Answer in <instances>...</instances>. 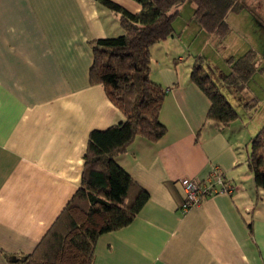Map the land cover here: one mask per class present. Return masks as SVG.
<instances>
[{"label": "crops", "instance_id": "0c3cea01", "mask_svg": "<svg viewBox=\"0 0 264 264\" xmlns=\"http://www.w3.org/2000/svg\"><path fill=\"white\" fill-rule=\"evenodd\" d=\"M109 1L140 11L131 0ZM121 33L118 15L95 0H0L4 252L35 249L79 186L89 133L123 121L103 87L88 81L89 42ZM150 79L169 89L160 113L167 132L156 143L135 139L116 158L149 199L128 226L99 237L93 264H264V191L240 164L238 124L205 121L209 101L189 76L179 80L167 67ZM218 87L249 114L252 93ZM214 168L234 191L182 211L186 184ZM0 264H8L2 255Z\"/></svg>", "mask_w": 264, "mask_h": 264}, {"label": "trees", "instance_id": "16d2710c", "mask_svg": "<svg viewBox=\"0 0 264 264\" xmlns=\"http://www.w3.org/2000/svg\"><path fill=\"white\" fill-rule=\"evenodd\" d=\"M95 1L118 15L122 33L89 42L92 63L88 81L103 87L123 121L89 133L77 190L30 254H9L0 249L8 264H93L99 237L135 219L149 195L116 158L135 139L156 143L167 132L160 113L169 89L150 79L151 48L173 36L172 23L186 2L193 4V19L200 29L220 39L230 31L227 17L244 9L238 0H131L140 6L137 14H131L109 0ZM255 59L253 50L230 58L222 84L244 91L257 71ZM202 63L200 56L194 59L189 81L209 101L205 121L226 128L237 119V111ZM254 108L253 100L245 105L247 110ZM246 165L255 189L264 191V124L250 140ZM248 229L252 232L251 222Z\"/></svg>", "mask_w": 264, "mask_h": 264}, {"label": "rangeland", "instance_id": "374dc122", "mask_svg": "<svg viewBox=\"0 0 264 264\" xmlns=\"http://www.w3.org/2000/svg\"><path fill=\"white\" fill-rule=\"evenodd\" d=\"M238 1L244 9L239 14L227 17L230 31L222 39L204 33L193 19V4L184 3L172 23L173 36L151 48L150 77L168 67L174 70L179 80H185L194 59L200 56L205 71L217 85L222 86L219 80L229 71L228 60L237 59L253 50L256 53L254 65L257 71L248 81L246 90L255 98V108L246 114L244 108L238 105L241 99L239 102L238 99L233 101L229 98L238 114L234 121L239 126L238 157L240 164H245L250 140L264 124H258V117L264 116V0Z\"/></svg>", "mask_w": 264, "mask_h": 264}, {"label": "built area", "instance_id": "2783aa9c", "mask_svg": "<svg viewBox=\"0 0 264 264\" xmlns=\"http://www.w3.org/2000/svg\"><path fill=\"white\" fill-rule=\"evenodd\" d=\"M234 188L227 183L219 169L214 168L206 180L190 182L184 188L182 211L198 206L201 201L211 195L231 194Z\"/></svg>", "mask_w": 264, "mask_h": 264}]
</instances>
